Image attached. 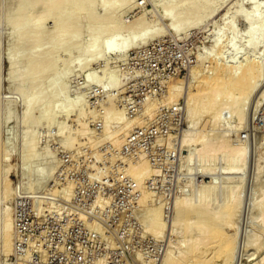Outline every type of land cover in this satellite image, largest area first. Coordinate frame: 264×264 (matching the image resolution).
<instances>
[{"label":"rangeland","instance_id":"rangeland-1","mask_svg":"<svg viewBox=\"0 0 264 264\" xmlns=\"http://www.w3.org/2000/svg\"><path fill=\"white\" fill-rule=\"evenodd\" d=\"M20 1L0 0V264H264V76L247 102L222 93L210 105L202 91L226 64L264 67V37L254 49L246 33L258 20L243 18L255 9L264 21V0H198L201 18L177 30L165 10L182 0ZM113 27L84 66L96 33ZM142 28V42L118 47Z\"/></svg>","mask_w":264,"mask_h":264},{"label":"bare ground","instance_id":"bare-ground-1","mask_svg":"<svg viewBox=\"0 0 264 264\" xmlns=\"http://www.w3.org/2000/svg\"><path fill=\"white\" fill-rule=\"evenodd\" d=\"M19 1V0H18ZM24 4L26 3V4H29V5H31L32 6V4H34V3H38V1L39 0H21ZM20 1V2H21ZM41 1L42 0H40L39 2L41 3ZM44 1V0H43ZM43 1H42V3H43ZM65 0H63V2H64ZM36 3V4H37ZM65 4L67 3V2H64ZM105 3H107V2H105ZM18 4V3H17ZM19 5H21V4H19ZM29 5H26L25 7H27L28 8V6ZM35 5V4H34ZM107 5V4H106ZM105 4H102V7H104L105 9L107 8V6H106ZM18 6V5H17ZM24 6V5H23ZM23 6H22V10H24L25 9V7H24V9H23ZM30 6V7H31ZM18 8V7H17ZM17 8H16V11H17ZM20 9V8H19ZM19 9H18V15H20L19 14ZM20 9V10H21ZM202 9H203V6H202V4L200 3H198V0H182V2H181V6H179V7H177V6H173V7H168V9H166L165 11H166V15L167 16H169L170 18H171V26H172V28L173 29H179L180 27H181V24H183L182 22H181V20H182V17H184V18H186L187 20H189V21H196V20H198L199 18H201V16H202ZM207 10H209V9H207ZM22 12H24L25 13V16L23 17L25 20H23V21H21V22H25V24L27 23L28 24V22L30 23V21L28 20V17H26V12L25 11H22ZM21 13V12H20ZM22 14V13H21ZM29 14V13H28ZM27 14V15H28ZM24 15V14H23ZM30 15V14H29ZM45 15V14H44ZM19 17V16H18ZM22 17V16H21ZM31 17V16H30ZM20 18V17H19ZM243 18L244 19H251V20H258L257 22L259 23V26L258 27H253V28H248L247 30H246V33L248 34V38L251 40V41H249V39H248V41H249V44H248V46L250 45V43H251V45H250V47L251 46H253L254 47V49H256L255 48V46H256V44H257V41L260 39V38H262L263 39V37H264V21H262V20H260L259 18H258V16L256 15V10L255 9H252V10H250V12H248V13H246L244 16H243ZM22 19V18H21ZM37 19H39V18H37ZM36 20V19H35ZM41 20V19H40ZM40 20H38L37 22H39ZM15 21V20H14ZM13 21V22H14ZM17 21H18V19H17ZM28 21V22H27ZM33 22H34V20H32ZM31 21V22H32ZM98 21V20H97ZM181 23V24H180ZM20 24V23H19ZM21 24H23V23H21ZM34 24H35V22H34ZM21 26V25H20ZM38 26V25H37ZM17 28V27H16ZM116 27H113V28H107V30H105L104 32H102V31H98L97 33H96V36L93 38V40H92V43H91V48L92 49H89L88 51H87V54H86V56H87V58L86 59H84V66H87L88 64H89V62H91V61H95V59L99 56L98 55V53H99V51H100V49H99V43H98V37H100L101 35H106V36H110V35H114V33L116 32V29H118V28H116ZM57 29H59V28H56V32H60V29L59 30H57ZM129 29V28H128ZM131 29H133V27L131 26ZM133 30H131V32H132ZM58 32V33H59ZM28 34V33H27ZM29 34H30V32H29ZM133 34H134V32H133ZM19 35H21V34H19ZM34 35V34H33ZM100 35V36H99ZM147 35V29L146 28H142L141 29V31L138 33V32H136V34L134 35V37L133 36H131V37H133V39H132V41L131 42H129V41H127V40H122L121 42H119V45H118V47L120 48V49H126V48H128V46H129V44L131 43V45L132 44H137L138 42L140 43V42H142V40L144 39V38H146L145 36ZM71 36V35H70ZM18 37V36H17ZM20 38L22 37V36H19ZM19 37H18V39H19ZM24 38L25 37H28V36H26V34H25V36H23ZM30 37H31V35H30ZM72 37V36H71ZM70 37V38H71ZM27 39V38H26ZM261 40V39H260ZM259 40V41H260ZM134 45V46H135ZM115 48H114V42H113V40H109L106 44H105V51H113ZM99 54H101V53H99ZM98 59V58H97ZM79 60V59H78ZM77 61V60H76ZM78 62V61H77ZM242 62V61H241ZM92 63V62H91ZM232 64V63H231ZM261 64V63H260ZM259 63H257V62H254V61H246V62H244V63H241L240 65H237L236 63L235 64H233V65H225V66H223V67H221L219 70H218V73L216 74V76H214V77H212V78H210L209 80H208V82H206L205 83V85H204V88H203V90L202 91H204V90H206L207 91V93H204V94H208V93H210V95H211V98H210V101L208 102V104H210V105H212V103L213 102H215L216 100H218V99H216V98H219V94H222V93H225V95H226V98L228 97V98H230L231 100V102L232 103H234L235 102V100L239 97H241V99L239 100V101H242V98H251V96H248V95H250V94H253V91L255 90V88L257 87V85H258V83L260 82V81H262V77L264 76V67H262L261 65H260ZM90 65V64H89ZM85 80H86V82L87 83H92V82H95V80L93 79V77L91 76V74H87L86 75V78H85ZM264 80V79H263ZM261 83V82H260ZM116 86H117V84H115ZM114 85V86H115ZM260 87V86H259ZM60 88H61V86H60ZM62 89V88H61ZM256 91V90H255ZM200 92V91H199ZM55 94V93H54ZM56 94H57V96L60 94V90H57L56 91ZM203 94V93H202ZM254 94H255V92H254ZM228 95V96H227ZM200 96H203V95H200ZM218 96V97H217ZM222 96V95H221ZM224 96V95H223ZM222 96V97H223ZM230 96V97H229ZM237 96V98L236 99H234L235 97ZM253 96V95H252ZM257 97V99L258 100H263V98H264V87H263V89L262 90H260V93L259 94H257L256 95ZM222 97H221V99H222ZM238 98V99H239ZM245 99L246 100V102H247V100L248 99ZM34 99H35V97H34ZM34 99H28L27 101H26V110H25V115L24 116H26V117H28V119H29V116H30V109H32V107L31 106H33L34 105V102H35V100ZM109 99V103L108 104H106L107 105V107L105 108V110L104 111H106V112H111V110L113 111V109H112V102L114 101V99H113V96H112V98L110 97V98H108ZM220 100V99H219ZM218 100V101H219ZM223 100H225V99H223ZM229 100V99H228ZM233 100V101H232ZM244 100V101H245ZM205 101V100H204ZM217 101V102H218ZM106 102H108V101H106ZM222 102V101H221ZM226 102H227V100H226ZM77 103H78V101H77ZM200 103V102H199ZM206 103V102H205ZM223 103V102H222ZM228 103V102H227ZM226 103V104H227ZM230 103V102H229ZM244 104H245V102H243ZM103 104L105 105V103L103 102ZM193 104V103H192ZM195 104V103H194ZM207 104V103H206ZM214 104V103H213ZM104 105H103V107H104ZM221 105H223V104H221ZM228 105V104H227ZM237 105V104H236ZM247 105V104H246ZM250 105V104H249ZM257 105V104H256ZM85 106V105H84ZM235 106V105H234ZM252 106V105H251ZM254 106H255V104H254ZM224 107V106H223ZM243 107V106H242ZM256 107V106H255ZM42 109V108H41ZM68 109V108H67ZM76 109V108H75ZM100 109V108H99ZM98 109V110H99ZM102 109H104V108H102ZM223 109V108H222ZM232 109V108H231ZM236 109V108H235ZM43 110V109H42ZM46 110H47V108H46ZM45 109H44V114H43V112L41 113V114H43V116L45 117V119H46V121H47V118H46V114H48V113H46L47 111H46ZM49 110V109H48ZM122 110V109H121ZM121 110H118V112L116 113V119L115 120H117V122L118 121H123V117H122V111ZM204 110V109H203ZM215 110V109H214ZM251 110V109H250ZM65 111V110H64ZM115 111H117V110H115ZM114 111V112H115ZM211 111V110H210ZM255 111H256V109H255ZM61 112H62V110H61ZM89 112V111H88ZM95 112V111H94ZM105 112V113H106ZM216 113H217V111H215ZM231 112H236V115H237V120H236V123H235V126H233V128L232 129H235L239 124H241V120H243V119H241L242 118V116H243V114H242V116H241V114H240V112H242V111H236V110H234L233 109V111H231ZM80 113V112H79ZM112 113V112H111ZM212 113V112H211ZM82 114V113H81ZM107 114H109V113H107ZM107 114H106V116H107ZM233 114V113H232ZM46 115V116H45ZM113 115V114H112ZM115 115V114H114ZM34 116V115H33ZM82 116V115H81ZM215 116V115H214ZM200 117V116H199ZM253 117V116H252ZM215 118H216V116H215ZM44 119V118H43ZM213 119V118H212ZM264 119V118H263ZM30 120V119H29ZM105 120H106V118H105ZM215 119H213L212 121H214ZM49 121V120H48ZM218 121H219V119H218ZM121 123V122H120ZM124 123V122H123ZM126 123L128 124L129 122L128 121H126ZM193 123V122H192ZM213 123V122H212ZM243 123V122H242ZM46 124V123H45ZM44 124V125H45ZM194 125H196L195 123H193V125L192 126H194ZM213 125V124H212ZM106 126V125H105ZM125 126H127V125H125ZM198 126V125H197ZM211 127V126H210ZM235 127V128H234ZM194 128V127H193ZM196 128V127H195ZM217 129V128H216ZM264 129V128H263ZM191 131H192V128H191ZM225 132H226V130H225ZM228 132V131H227ZM244 132V131H243ZM191 133H194V132H191ZM257 133V132H256ZM27 134V133H26ZM186 134H188V133H186ZM186 134H185V136H186ZM225 134V133H224ZM33 135V134H32ZM85 135V134H84ZM190 135V134H189ZM196 135V134H195ZM191 136H192V134H191ZM194 136V135H193ZM256 136V135H255ZM36 137H37V135H36ZM89 137V136H88ZM190 138L191 137H189V136H187V138H185V140L183 141L185 144L187 143V144H189L190 143V141H191V143H192V138H191V140H190ZM198 138V137H197ZM208 138V137H207ZM34 139V138H33ZM32 139V140H33ZM262 139H264V136H262V138L260 139L261 141H262ZM32 140H29L28 141V143L29 144H27V147H29L30 146V144H31V148H32V143H31V141ZM193 140H194V138H193ZM254 140V139H253ZM258 139H256V140H254L255 141V144L256 143H258L259 141H257ZM88 141V140H87ZM197 141V139H195V142ZM207 141H208V139H206V137H201V138H199L198 139V146H197V148H200V150H205L206 148H207ZM229 141V140H228ZM209 142V141H208ZM219 142H221V140L219 141ZM218 142V143H219ZM23 143H25L26 144V141H24ZM183 143V144H184ZM216 144H214V145H212L211 146V148L210 147H208V148H210L211 149V151L210 152H212V153H218V151L220 152L221 150H222V148H223V145H221V143H220V145L219 144H217V146H215ZM245 145V144H244ZM189 146V145H188ZM208 146H210V145H208ZM224 146H225V144H224ZM255 146V145H254ZM29 147V148H30ZM43 147V146H42ZM180 147H181V145H180ZM28 148V149H29ZM25 149V148H24ZM27 149V150H28ZM189 149V148H188ZM243 149L244 148H240V149H238V150H236V152L232 155V158H231V161H240V160H242L243 159V157L245 156V154H244V151H243ZM26 150V151H27ZM33 150H34V148H33ZM209 151V150H208ZM27 152H29V150L27 151ZM31 152V151H30ZM29 152V153H30ZM192 152H194L193 154H195L196 153V150H191L190 152H189V154H188V157H187V159H186V161H189L188 159L189 158H191L192 159V155L193 154H191ZM26 153V152H25ZM29 154H27V156H28ZM187 156V155H186ZM190 159V160H191ZM94 161V160H93ZM191 161H193V160H191ZM190 162V161H189ZM91 167H92V165H91ZM137 167V166H136ZM139 169H140V172H139V170H138V172H137V174H136V177L138 176V175H140V173H143V171L147 168L146 167V164H145V162L143 161H141V163L139 162ZM90 170V169H89ZM146 172V171H145ZM93 174V173H92ZM94 175V174H93ZM138 178V177H137ZM215 188V187H214ZM212 193V192H211ZM200 194V193H199ZM206 194V193H205ZM209 195V194H208ZM209 197H210V195H209ZM254 197V196H253ZM252 197V198H253ZM208 198V197H207ZM207 198L205 197V199H204V197H202V196H200V203L201 204H203V205H208L209 206V204H210V202H208L207 201ZM188 199V198H187ZM192 200V199H191ZM252 200V199H251ZM40 201V200H39ZM206 201L209 203H207L206 204ZM250 201V200H249ZM248 201V202H249ZM183 204H184V207H186V208H189L188 206H189V201L187 200L185 203L183 202ZM182 204V205H183ZM197 204V203H196ZM228 205H230L229 203L226 205V206H228ZM177 208H178V210H177V215H179V213L181 214L182 212H185V211H188V209H181V208H179V206L177 205L176 206ZM182 207V206H181ZM211 207V206H210ZM205 208V207H204ZM225 208V207H224ZM258 208V207H257ZM226 209V208H225ZM227 210V209H226ZM226 210H224V211H226ZM205 211H207V210H205ZM223 211V210H222ZM77 212V211H76ZM79 212V211H78ZM195 212V211H194ZM201 212V211H200ZM227 212V211H226ZM225 212V214H227ZM256 212V211H255ZM254 212V213H255ZM192 213V212H191ZM258 213H261V212H258ZM257 213V214H258ZM183 214H185V213H183ZM199 214V213H198ZM256 214V213H255ZM88 215V214H87ZM177 215L175 216V217H177ZM204 215V214H203ZM221 215V214H220ZM262 215V214H261ZM89 216V215H88ZM196 216V215H195ZM258 216V215H257ZM260 216V215H259ZM201 217V216H200ZM205 217V216H204ZM203 218V217H202ZM257 218V217H256ZM175 219H177V218H175ZM174 219V220H175ZM174 222V221H173ZM213 222V221H212ZM97 224V223H96ZM149 224V223H148ZM203 224H204V221H203ZM150 225H152L153 226V228L155 229L153 232L156 234V233H160V231L162 230V228H163V225H162V223H161V219H160V215H159V213L158 212H156V210L155 211H152V214H151V217H150ZM212 225H215V224H212ZM207 226V225H206ZM10 223L7 221L6 223H5V227H4V230H5V236L7 235V232L9 231V229H10ZM152 228V227H151ZM211 228H213V227H211ZM207 229V228H206ZM211 230V229H210ZM216 230V229H215ZM203 231V230H202ZM206 232V231H205ZM205 232H204V234H203V232H202V234L204 235V236H202V237H207V235H208V233H206L205 234ZM210 234V236H211V238L213 237V238H216V237H218L219 236V231L217 230L216 232H214V233H209ZM256 236V235H255ZM208 239V238H207ZM6 246H7V243H6ZM218 252V250H214V254H216ZM192 253V252H191ZM211 254V253H210ZM231 254H232V252L231 253H229L228 254V256L230 257L231 256ZM193 256V255H192ZM215 257V256H214ZM262 259H264V257H262ZM259 261V260H258ZM260 262V261H259ZM165 263L167 264L168 263V258L165 260ZM164 263V264H165ZM256 263V262H255Z\"/></svg>","mask_w":264,"mask_h":264}]
</instances>
